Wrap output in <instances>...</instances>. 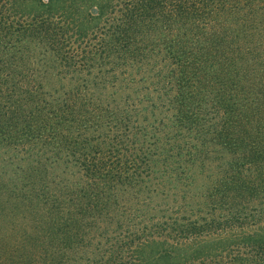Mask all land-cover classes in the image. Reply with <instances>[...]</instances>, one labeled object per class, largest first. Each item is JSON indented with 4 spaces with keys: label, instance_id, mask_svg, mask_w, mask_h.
I'll return each mask as SVG.
<instances>
[{
    "label": "trees",
    "instance_id": "1",
    "mask_svg": "<svg viewBox=\"0 0 264 264\" xmlns=\"http://www.w3.org/2000/svg\"><path fill=\"white\" fill-rule=\"evenodd\" d=\"M3 214L0 264H264V0H0Z\"/></svg>",
    "mask_w": 264,
    "mask_h": 264
},
{
    "label": "rangeland",
    "instance_id": "2",
    "mask_svg": "<svg viewBox=\"0 0 264 264\" xmlns=\"http://www.w3.org/2000/svg\"><path fill=\"white\" fill-rule=\"evenodd\" d=\"M54 77H55V81H56V75H55V71H54ZM70 82V79L69 78H66L65 80H62V81H60V82H57V86H60V85H62L63 84V87L62 88H59V89H57V90H53L54 92H58L56 95L57 96H59V97H61V95H62V92L68 87V85H67V83H69ZM61 104V103H60ZM55 107L57 108V106L55 105ZM201 181V180H200ZM201 183V182H200ZM13 203H15L16 204V206H17V204H18V200H16V197H14V196H11V198H10V200H8V202L6 203V211H5V213H8L9 212V209H10V207L12 206V204ZM3 218H4V214H3V216L1 217V222H0V225L2 224V221H3ZM7 219V218H6ZM14 224H16V223H14ZM222 234H223V236H229V231H227V232H222ZM4 236V235H3ZM5 237V239L0 235V242H3L4 241V243H7L6 245H8L9 244V235H7V236H4ZM156 246H154V247H150V246H148V247H146V249H145V252H144V256L147 258L150 254H152L153 253V251L154 250H156ZM245 264H247V263H245Z\"/></svg>",
    "mask_w": 264,
    "mask_h": 264
}]
</instances>
